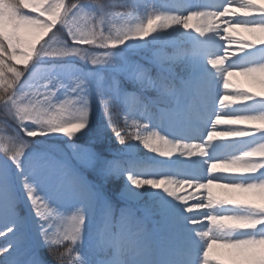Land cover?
I'll return each mask as SVG.
<instances>
[{
	"label": "snow or ice",
	"instance_id": "1",
	"mask_svg": "<svg viewBox=\"0 0 264 264\" xmlns=\"http://www.w3.org/2000/svg\"><path fill=\"white\" fill-rule=\"evenodd\" d=\"M237 71L264 85L260 0H0V264H264Z\"/></svg>",
	"mask_w": 264,
	"mask_h": 264
},
{
	"label": "bare ground",
	"instance_id": "2",
	"mask_svg": "<svg viewBox=\"0 0 264 264\" xmlns=\"http://www.w3.org/2000/svg\"><path fill=\"white\" fill-rule=\"evenodd\" d=\"M260 2H264V0H260ZM237 15H240V13H237ZM230 35L234 36L236 39H241V38L251 39L252 38V34L244 31L243 29H235L232 32H230ZM236 47L237 45H231L230 51L234 52ZM229 81L232 87L229 88L227 91L243 90V91H247L249 94L256 95L258 98L261 97L260 96L261 93H264V85L260 83L259 74L254 75V76L240 75L237 71L236 74L229 76ZM221 91L222 92L224 91L222 83H221ZM261 98H264V97H261ZM248 126H251V125H248ZM229 139H240V138H229ZM214 191L218 192L219 190H214ZM257 202H259V200Z\"/></svg>",
	"mask_w": 264,
	"mask_h": 264
},
{
	"label": "trees",
	"instance_id": "3",
	"mask_svg": "<svg viewBox=\"0 0 264 264\" xmlns=\"http://www.w3.org/2000/svg\"><path fill=\"white\" fill-rule=\"evenodd\" d=\"M101 2L103 3H116V4H128V3H131L132 0H101ZM119 10H123V9H119ZM19 67V66H18ZM181 74L180 70L178 71V74ZM99 122H102L103 121V115L102 113H100V117L98 119ZM109 136H111V133L109 132ZM91 139L92 138H84L78 142H81L83 144H86V145H89L90 142H91ZM112 145L114 147H119L118 143L115 141L114 138H112V141H111ZM113 202L117 205V208L119 209L121 206H123L122 202L119 201L118 199H115L113 200ZM143 202H140L138 204H141ZM4 245V239L3 238H0V246H3ZM45 259H47L49 261V263L51 264H55V261L53 260L52 256L48 255L46 252H45Z\"/></svg>",
	"mask_w": 264,
	"mask_h": 264
},
{
	"label": "rangeland",
	"instance_id": "4",
	"mask_svg": "<svg viewBox=\"0 0 264 264\" xmlns=\"http://www.w3.org/2000/svg\"><path fill=\"white\" fill-rule=\"evenodd\" d=\"M24 37H25V39H27V40H30V39H32V36H31V34H30V32H25L24 33ZM184 47L185 48H189V46L188 45H184ZM162 51L163 52H165V53H172L173 52V48L172 47H167V48H164V49H162ZM190 54V53H189ZM177 73H178V71L180 70V72H181V75H183V74H185L183 71H182V69L180 68V67H177ZM180 74V73H179ZM257 75V74H256ZM259 98H261V97H259ZM99 117H100V113L98 112L97 113V120L99 119ZM78 143H81V142H78ZM81 144H83V143H81ZM84 145H86V144H84ZM64 147H66V146H64ZM147 150H145V149H143L142 147H141V152H146ZM149 155H152L151 153H149ZM134 207H136V208H140V209H142L143 208V203H141V204H135V205H133ZM122 207V206H121ZM138 215H140V216H144V213H143V211H140V212H138ZM154 225H153V217H146L145 218V227L146 228H148L149 230H151L152 229V227H153ZM50 264V263H49ZM52 264V263H51Z\"/></svg>",
	"mask_w": 264,
	"mask_h": 264
}]
</instances>
